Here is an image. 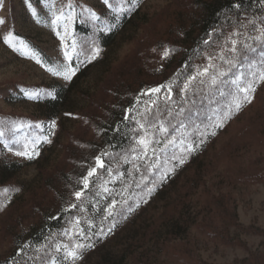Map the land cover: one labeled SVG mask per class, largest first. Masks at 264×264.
<instances>
[{
    "label": "rangeland",
    "instance_id": "374dc122",
    "mask_svg": "<svg viewBox=\"0 0 264 264\" xmlns=\"http://www.w3.org/2000/svg\"><path fill=\"white\" fill-rule=\"evenodd\" d=\"M109 2L116 8L122 0ZM51 3L52 0H0V19L4 21L0 23V126L6 122L23 124L14 130L11 140L40 138L39 155L33 159L15 155L22 150L19 145H10L14 151L9 152L0 142V262L15 264L16 256L27 246L26 233L31 226L45 214L57 213L62 201L57 194H70L69 207L81 200L74 195L73 186L82 167L69 176L78 165L75 158L89 149L87 142L95 138V123L109 112L115 95L126 94L127 90L134 93L140 90L132 113L141 123H144L141 114L145 107L152 108L154 117L159 119L163 113L170 115L176 110L177 102H192L198 97L202 99L198 105L220 104L223 109L220 119L228 120L206 146L207 151L201 157V177L196 176L194 166L187 169L178 186L166 191L171 195L168 203L160 197L149 202L113 235L105 249L122 250L132 239L140 240L134 254L141 257L143 264H251L252 253L264 259L263 237L245 231L248 227L264 230V83L256 88L250 103L225 119L231 98L217 100L221 84L209 88L207 77H203L206 81L203 85L198 83V78L185 96L179 88L183 87L186 76L179 69L175 72L173 67L167 69L170 56L176 54L183 32L189 28L197 10V0H137L138 6L124 3L123 7L131 10V17L107 47L96 41L100 30L106 29L102 22L108 21L107 13L113 11L104 0H72V19L62 18L56 23H53L54 12L59 15L63 10L65 17L69 15L65 7L68 0H55L54 7ZM88 10L99 19H93ZM83 20L92 26L94 44L100 49L95 59L94 55L84 57L83 43L74 37L75 23L81 24ZM65 25L68 32L65 40H61ZM242 25L227 31L221 40L215 39L195 60L191 74L197 67L206 65L209 56L216 57L213 63L219 71H227L229 65L218 55L231 46L228 38L232 36L250 43L252 40L247 38L257 35L250 20H244ZM237 32L241 33L238 37L234 35ZM9 33L13 34L11 44L5 41ZM72 40L76 41L75 50L71 48ZM66 50L71 53V59L65 56ZM166 50L171 52L165 58ZM60 66L77 69L71 80L49 71L50 68L59 70ZM172 80L176 83L171 101L164 100L163 92L141 95ZM59 86L66 88L67 99L60 115L49 120L43 116L48 109L45 99L53 96ZM203 92L208 93L207 98L202 96ZM152 100L157 101L155 106ZM194 131L198 128L183 127L178 135L162 133L159 126L148 130L155 140H163L164 147L177 145L179 149L186 148L189 141L186 134ZM44 137L51 143L44 142ZM173 138L176 143L167 144ZM156 145L154 142L152 147ZM173 151L166 156V161L177 153L175 148ZM95 166L96 160L89 168ZM67 181L71 184L65 187ZM129 189L130 185H124L121 194H128ZM176 194H180L177 201ZM230 216L235 217V223L229 221ZM171 219L188 225V231L180 237L166 236ZM205 225L227 227L229 237L211 235L203 229ZM80 229L79 221L70 226L72 234H79ZM25 248L29 251V246ZM98 254L89 252L75 264H95ZM128 262L138 264L133 258ZM61 264L73 262L70 258Z\"/></svg>",
    "mask_w": 264,
    "mask_h": 264
},
{
    "label": "trees",
    "instance_id": "16d2710c",
    "mask_svg": "<svg viewBox=\"0 0 264 264\" xmlns=\"http://www.w3.org/2000/svg\"><path fill=\"white\" fill-rule=\"evenodd\" d=\"M237 4L241 5V7L237 8ZM117 14L111 10V12L107 13L108 21L102 22L106 29L100 30L96 40L102 47L110 46L115 41L119 29L128 24L131 10L123 12L120 16ZM261 19H264V3H261V0H197V10L192 15L189 28L183 32L181 45H177L176 54L170 56L167 64L169 68L167 69L173 67L175 68L174 72L179 69L184 76L190 75L194 69L195 60L203 55V52L213 44L215 39L217 41L221 40L227 31L242 25L244 20H256L257 24H259ZM100 21H102L101 18ZM74 37L80 43H83L82 48L85 49L83 51L85 58L95 55V49L98 47L94 44L92 26L86 20H83L81 24L75 23ZM205 40L207 44L203 43ZM87 43L88 45H85ZM250 43H254V41ZM252 56H255V54H250V58ZM244 63L246 64L247 61H244ZM238 69L239 71L246 70L238 65L223 80L234 78L233 74ZM231 87L230 84H221V90L216 93L219 102L227 96L226 93ZM66 92L65 87L59 86L53 96L45 99L48 109L47 113L43 114L44 117L53 120L60 115L61 108L67 99L68 93L66 94ZM139 92L140 90L135 93L127 90L126 94L121 95L118 93L115 95L109 112H107L106 116L100 117L95 123V138L87 142L89 149L86 152H81L75 158L78 165L70 171L69 176L74 174L78 167H82V171L77 173L74 179L73 190L77 191L82 188L81 178L95 162V158L104 152L109 153V156H103L106 168L98 170V178L93 177L89 190L77 203L78 207L72 208L68 206L67 201L70 194H62V192L57 194L61 195L62 198L57 213L45 214L42 219L31 226L26 233V245L29 246V251L25 248L27 246L23 247L21 254L16 256L15 264H44V260L37 257L45 258L46 254L47 257L55 256L58 264H61L64 261L63 256L65 253L62 248L57 252V246L68 244L69 247H72L77 241L94 245V247L81 250V256L92 251L99 253V259L95 264H128V261L132 258L138 264H143L141 257L134 254L136 245H138L140 240L135 242L132 239L128 244H125L122 250L118 251L105 249L108 242L113 235L130 222L140 209L155 198L160 197L168 203L171 195L166 194V191L172 186H178L180 178L187 169L194 166L197 172L196 176L201 177L203 170L201 157L207 151V144L216 135H211V133H217L228 119L223 121L220 119V114L223 111L220 104L219 106L215 104L211 106L203 102L198 105L197 103L202 100L200 97L192 100V102L189 100L183 101V103L181 101L177 102L175 104L176 110L171 111L170 115L163 113L158 120L163 121L164 125H166L165 127L169 128L170 135H178L183 127L186 130L197 127L198 131L186 134L189 140L188 143L195 147V151L188 152L186 157L187 151L184 150L185 148L179 149L177 145L166 148L162 144L163 140L161 139V141L157 138L155 145L156 143L158 144L154 147L155 152L148 151L145 156L137 143L138 135L144 134L137 123L140 120L137 117L133 119V113L128 112V109L133 107ZM221 92L225 93V95H221ZM207 94L203 92L202 96L207 98ZM203 99L205 100V98ZM181 109H183V112H181ZM236 113L238 112H233V114ZM154 116L153 111L148 119L152 120ZM125 117L128 118L126 119ZM221 123L222 127L214 126ZM201 133H204V135L201 136ZM13 134V131H6L10 141ZM201 140H203V143H201ZM174 148L177 153L166 161V156L171 155L174 152ZM178 158H183L185 162L180 164ZM163 161L167 162L164 166H162ZM107 168L112 169L111 175L106 171ZM69 184L71 182L67 181L65 187ZM126 184L130 185L129 192L128 194H121ZM105 188L108 191H105ZM66 190L65 188L64 192ZM179 195L176 194L175 201H177ZM113 201H117L114 214L105 219L108 205ZM179 214H182V212L179 211ZM75 221H79L80 226L85 230L88 236L87 240H84L80 234H72L70 232V226ZM170 221L172 223L171 226L168 225L166 227V236L180 237L188 231V225L180 224L179 219H171ZM229 221L235 223V217L230 216ZM113 223H115L114 227L112 226ZM236 226L239 227V224H236ZM109 228L112 229L111 232L108 231ZM101 229L106 234L95 235ZM203 229L211 235L229 237L227 227L205 225ZM66 230H68L67 235L65 234ZM245 231L261 235L264 241V230L248 227ZM249 262L251 264H264V259H262L261 255L252 253ZM0 264H10V262L4 261L0 262Z\"/></svg>",
    "mask_w": 264,
    "mask_h": 264
},
{
    "label": "snow or ice",
    "instance_id": "6c2138e0",
    "mask_svg": "<svg viewBox=\"0 0 264 264\" xmlns=\"http://www.w3.org/2000/svg\"><path fill=\"white\" fill-rule=\"evenodd\" d=\"M105 5H107L108 8L113 9L114 12L123 13L125 11H128L130 9H126L123 7L124 3H129L132 6H138L137 0H122L121 4H118L116 8H113V5L109 2V0H104ZM261 3H264V0H261ZM51 6H55V0H52ZM69 10V15L67 17L64 16V11L61 10L59 15H56V13H53V16L55 17L53 23H56L63 19L71 20L74 13V6L72 3V0H68V4L65 6ZM237 8L241 7V5L237 4ZM88 14L93 19H99V17L96 16L94 12L91 10H88ZM3 19H0V23H3ZM251 24L254 25V31L257 32V35L248 37L247 39L254 41V43H248L245 41H241L239 39L233 38L230 36L228 39L230 40L231 46L227 49L225 52L223 49L221 50L220 54L218 55V58L221 61H224L227 65H229V68L227 71H219L217 69V66L213 63V60L216 57L209 56L208 57V63L204 65L203 67H197L195 72L193 74L187 75L183 81V87L179 88V91L185 93V96L189 92V90H192V82L197 81L200 85L205 84V79L203 77H207V83L209 85V88L213 86H217L219 84H230L232 87L229 89V91L226 93L227 96L231 98L230 103L227 108V112L225 115V119L229 118L233 112H238L242 108V106L245 103H250L253 94L256 91V88L261 84L264 83V19H261L259 21V26L257 25L256 20L250 21ZM244 25H242L243 27ZM68 32V26L65 25V35H60L58 32L57 35H60L61 40H65V36ZM12 33H9L7 37H5V41L8 43H12ZM235 36H240L241 33L237 32L234 34ZM18 39V37H16ZM203 43L207 44V41H203ZM66 44V48H67ZM71 48L75 50L76 48V41L72 40L71 42ZM100 49H95V55L93 56V59L96 58L97 55H99ZM171 50H166L163 55L164 57H168L170 55ZM231 54V58H228V54ZM65 56H67L69 59H71V53L69 51H65ZM250 54H255V56H252L250 58ZM244 61H247L245 64ZM241 68H245V71H239L237 70L236 73L233 74L234 78H231L229 80H223L222 77L228 76L230 72H232L233 68H237V66ZM189 67H191L189 65ZM49 71H52L55 75H63L65 79L71 80L72 77L75 75L77 69L72 68L69 66H60L59 70L50 68ZM183 75V73H181ZM176 83L175 80H172L170 82H167L165 84H160L157 87L147 89L146 92H142L141 95H150V94H161L163 92V98L165 101H171L172 99V91H173V85ZM219 90V89H217ZM221 95H225V93L221 92ZM157 99H159V96H157ZM157 101L152 100V105H156ZM133 108H129L128 112H133ZM156 111H159V108H156ZM181 112H183V109H181ZM153 113L152 108L145 107L144 113L141 114V119L144 120V123H141L140 121H137L139 128L143 130V135H138L137 143L141 147V152L143 155H147L148 151L155 152V149L152 148V144L155 142V136L154 134H149L148 128H155L157 125H159V131L162 133H169V128L165 127L164 122L156 119L153 117L152 120H149L148 117L151 116ZM126 119L128 117H125ZM135 117H133L134 119ZM54 126V125H53ZM183 126V124H181ZM215 127H222L221 124L214 125ZM23 124H16L13 122H6L2 126H0V142L4 144V147L7 148L9 152L14 151V148L10 145H19L22 150L16 151L15 155L17 156H24L28 159H33L34 157L39 155L38 151V144L40 143V138L36 137L35 139H29L27 137L24 138L23 141L13 139L9 140L6 135V129L8 131H13L16 128H22ZM215 132H212L211 135H215ZM204 133H201V136H203ZM44 142L51 143V141L47 138H43ZM176 140L175 138L167 140V144L172 145L175 144ZM201 143H203V140H201ZM185 150L189 153L192 151H195V147L191 144L187 145ZM102 156H109V153L104 152L100 156H97L95 158L96 160V166L91 167L87 171V175L83 176L81 178V182L83 184V188L81 190L76 191L74 195L78 200H80L85 195V189L89 187L90 184V178L97 177V170L98 169H105L106 165L102 159ZM139 158V157H137ZM179 163L183 164L185 161L183 158H178ZM106 171L111 175L112 169L107 168ZM98 178V177H97ZM163 178V177H162ZM103 186V185H101ZM105 191H108L107 188L104 189ZM4 192H8L9 189H4ZM14 191H18V189H14ZM151 191V190H150ZM116 201H113L111 204L108 205L107 209V216L108 217L113 216L114 214V208H115ZM72 208L78 207L77 204H71ZM131 211V209H129ZM115 226V223L112 225ZM111 228L108 229L109 232H111ZM65 234H68V230L65 231ZM79 234L83 236L84 240L88 239V236L84 229L79 230ZM103 229L100 230V232L95 233V235H104ZM94 247L91 243H83L77 241L74 246L69 247L68 244L59 245L57 246V252L63 249L65 255L63 256V260H68L71 258L73 264H75V261L81 257V250H85L87 248ZM23 251V249L21 250ZM38 259H43L44 264H58V261L55 256L47 257V254L45 258L37 257Z\"/></svg>",
    "mask_w": 264,
    "mask_h": 264
}]
</instances>
